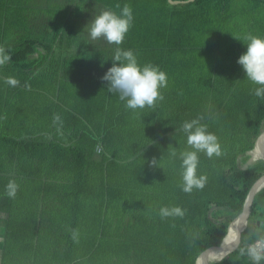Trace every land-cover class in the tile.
I'll return each mask as SVG.
<instances>
[{
	"label": "trees",
	"instance_id": "1",
	"mask_svg": "<svg viewBox=\"0 0 264 264\" xmlns=\"http://www.w3.org/2000/svg\"><path fill=\"white\" fill-rule=\"evenodd\" d=\"M75 2L94 9V17L131 6L132 26L119 47L167 74L164 99L134 112L109 93L101 77L117 45L76 35L65 8H49L62 16L48 15L41 33L26 29L5 47L11 59L0 67V264H196L226 236L264 174V159L246 164L264 130V100L237 63L245 35L264 37V0ZM50 72L57 80L49 88L37 80ZM6 77L20 85L8 86ZM198 116L224 155L199 154L197 174L207 175V184L187 194L181 161L169 152L188 147L179 129ZM153 157L160 167L148 166ZM9 180L19 185L15 199L5 195ZM162 206H180L185 215L161 219ZM69 228L79 230L78 243ZM257 238H264V186L239 245L211 264H252L239 247Z\"/></svg>",
	"mask_w": 264,
	"mask_h": 264
},
{
	"label": "clouds",
	"instance_id": "2",
	"mask_svg": "<svg viewBox=\"0 0 264 264\" xmlns=\"http://www.w3.org/2000/svg\"><path fill=\"white\" fill-rule=\"evenodd\" d=\"M119 8L120 5H117ZM133 22L131 6L123 5L119 14L106 9L96 15L86 26L91 41L100 39L109 44L117 45L112 59V66L101 77L107 82L109 93L118 94L119 100L125 101V107L132 111L144 108L155 109L157 103L164 99L161 89L168 85L167 74L158 66L146 63L141 66L133 50L119 47L125 39ZM238 40L241 38L236 37ZM247 45V50L242 53L237 63L246 74V79L256 87L252 94L264 100V37L251 33L245 35L242 40ZM11 59L10 53L5 47L0 46V67ZM10 87H18L20 81L14 77H6L4 80ZM27 88L28 86L25 85ZM202 116L191 120H185L179 131L186 136L187 148L177 153L172 148L169 155L178 158L181 163V190L191 194L194 190H203L207 184V175H198L199 154L203 153L207 158L221 157L224 155L217 136L208 131L207 125L201 123ZM60 116L54 115L53 123L60 122ZM150 168L160 167L158 160L153 157L148 161ZM19 185L14 180H9L5 186V195L15 199ZM161 219L183 218L185 210L180 206H162L159 209ZM75 243L79 242V230L67 229ZM234 246L239 245V234L233 237ZM239 254L247 256L252 264H261L264 261V239H260L246 247H239Z\"/></svg>",
	"mask_w": 264,
	"mask_h": 264
},
{
	"label": "rangeland",
	"instance_id": "3",
	"mask_svg": "<svg viewBox=\"0 0 264 264\" xmlns=\"http://www.w3.org/2000/svg\"><path fill=\"white\" fill-rule=\"evenodd\" d=\"M238 6L236 1L231 2L230 11L232 10L235 14L239 10ZM74 7L79 9L74 10ZM49 8L53 11L57 8H65L69 12L68 17L75 19L74 32L76 35L84 36L88 42L91 41L86 25L94 18L93 14H97V12L89 8L88 5L85 6L81 2L75 5L74 0H0V43L4 42L6 46L12 44L20 36V32L26 33V29H30L29 32L33 34L41 33V30L44 29L43 23L49 16L53 17L54 20L56 17L62 16V14L48 13ZM208 41L210 39L206 42ZM234 44L235 38L232 39V45ZM88 49H90L89 46ZM169 80L172 79L169 78ZM37 81L44 83L43 79ZM249 153L250 158L246 164L262 159L256 156L255 150ZM246 164H242L241 167L246 168Z\"/></svg>",
	"mask_w": 264,
	"mask_h": 264
},
{
	"label": "water",
	"instance_id": "4",
	"mask_svg": "<svg viewBox=\"0 0 264 264\" xmlns=\"http://www.w3.org/2000/svg\"><path fill=\"white\" fill-rule=\"evenodd\" d=\"M184 1L187 2L190 0H184ZM168 2L177 3V2H181V0H168ZM263 136H264V130H262L258 134V136L255 140L254 146H253V150H255L257 146H260V141H261V138ZM263 186H264V174H262L259 178H257L253 182V184L249 188V190L246 194V197L244 199L242 210L236 216V218L230 223V225H232V223L236 222L237 227L235 229L234 236L238 233L239 234V240L241 237V232L243 231V229L246 227V224H247V218H248V215L250 213V206H251V203L253 200V196ZM258 223L259 222L257 221L256 224H258ZM230 225H229V227H230ZM260 230L261 229L259 227L256 228L257 234L260 233ZM227 235H228V232H227L226 236L219 243L212 244V245L206 247L205 249H203L196 259V264H197V261L199 258H201L203 260V264H211L212 260H210L209 255L212 252H216V251L219 252L220 250H224L227 253V252H230L231 250H233L234 248H236V246H234V244H233V237L234 236L229 239V238H227ZM226 253H224V254H226Z\"/></svg>",
	"mask_w": 264,
	"mask_h": 264
},
{
	"label": "crops",
	"instance_id": "5",
	"mask_svg": "<svg viewBox=\"0 0 264 264\" xmlns=\"http://www.w3.org/2000/svg\"><path fill=\"white\" fill-rule=\"evenodd\" d=\"M0 46H3V47H7L5 44H4V42H1L0 43ZM58 50V48L56 47V51ZM37 51L39 52V53H43L44 52V49L42 48V47H39V48H37ZM38 52H36V53H34V54H32L31 55V57L32 58H34V57H36V55H37V53ZM66 52H68V51H66ZM55 59H57V56L55 57ZM74 62L71 60V61H67L66 62V65H72ZM56 64H57V62L55 63V67L56 68H58L57 66H56ZM41 78L39 79V80H41V79H43L44 80V83H42V84H45V85H52V83H53V81L54 82H56V80H57V74H55V73H51L50 72V74L49 75H43V74H41V76H40ZM49 88H50V86H49ZM48 96H49V93H48ZM50 97H52V96H50ZM66 98L67 99H70V97L69 96H66ZM2 106V105H1ZM3 108V107H2ZM99 150V148H96V152ZM4 215H3V213H1L0 212V217H3ZM1 234H2V226H0V240H1Z\"/></svg>",
	"mask_w": 264,
	"mask_h": 264
},
{
	"label": "bare ground",
	"instance_id": "6",
	"mask_svg": "<svg viewBox=\"0 0 264 264\" xmlns=\"http://www.w3.org/2000/svg\"><path fill=\"white\" fill-rule=\"evenodd\" d=\"M255 153H256V156L261 157L262 159H264V139H262L260 141V146L256 147ZM236 227H237L236 222H234V223H232V225H230L229 230H228L227 238L230 239V238H232L234 236V232H235ZM212 253H216L213 256L209 255L210 260L213 261V260H216V259L220 258L224 253H226V251L220 250L219 252L216 251V252H212ZM197 264H203V260L201 258H199L198 261H197Z\"/></svg>",
	"mask_w": 264,
	"mask_h": 264
},
{
	"label": "built area",
	"instance_id": "7",
	"mask_svg": "<svg viewBox=\"0 0 264 264\" xmlns=\"http://www.w3.org/2000/svg\"><path fill=\"white\" fill-rule=\"evenodd\" d=\"M260 239H264V238H257L255 239L251 244L255 243L256 241L260 240Z\"/></svg>",
	"mask_w": 264,
	"mask_h": 264
}]
</instances>
